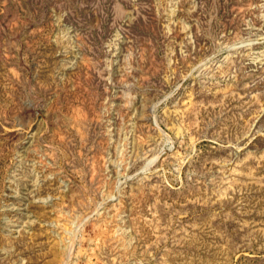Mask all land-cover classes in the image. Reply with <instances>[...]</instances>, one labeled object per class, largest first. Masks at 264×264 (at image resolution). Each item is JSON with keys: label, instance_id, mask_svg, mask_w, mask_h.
Here are the masks:
<instances>
[{"label": "rangeland", "instance_id": "374dc122", "mask_svg": "<svg viewBox=\"0 0 264 264\" xmlns=\"http://www.w3.org/2000/svg\"><path fill=\"white\" fill-rule=\"evenodd\" d=\"M0 264H264V0H0Z\"/></svg>", "mask_w": 264, "mask_h": 264}]
</instances>
